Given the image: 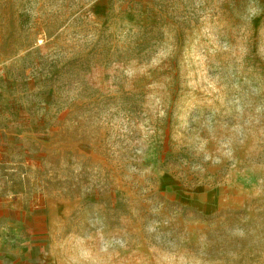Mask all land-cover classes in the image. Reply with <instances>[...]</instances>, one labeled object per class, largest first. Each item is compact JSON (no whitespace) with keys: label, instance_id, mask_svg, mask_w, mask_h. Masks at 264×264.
Masks as SVG:
<instances>
[{"label":"rangeland","instance_id":"obj_1","mask_svg":"<svg viewBox=\"0 0 264 264\" xmlns=\"http://www.w3.org/2000/svg\"><path fill=\"white\" fill-rule=\"evenodd\" d=\"M0 264H264V0H0Z\"/></svg>","mask_w":264,"mask_h":264}]
</instances>
